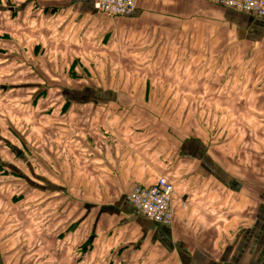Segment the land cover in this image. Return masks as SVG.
Masks as SVG:
<instances>
[{
	"label": "crops",
	"instance_id": "crops-1",
	"mask_svg": "<svg viewBox=\"0 0 264 264\" xmlns=\"http://www.w3.org/2000/svg\"><path fill=\"white\" fill-rule=\"evenodd\" d=\"M211 102L257 125L209 143ZM261 119L264 19L207 0H137L129 17L0 0V141L11 124L33 136L32 158L12 146L33 180H0V264H264ZM159 176L170 228L127 201Z\"/></svg>",
	"mask_w": 264,
	"mask_h": 264
},
{
	"label": "rangeland",
	"instance_id": "rangeland-1",
	"mask_svg": "<svg viewBox=\"0 0 264 264\" xmlns=\"http://www.w3.org/2000/svg\"><path fill=\"white\" fill-rule=\"evenodd\" d=\"M238 89L241 90V88H238ZM188 105L189 104L186 103L187 108H188ZM236 105L237 106H233L229 103L211 102L209 105V108L205 109V111H207V114L205 115L204 125H202V128L205 130L204 132H206L208 136L207 142L211 143V142L217 141V142L222 143L223 141L225 142V140H227V142L231 140L232 143H236L237 139L241 137L240 132L244 131L242 127H246L245 131L250 129L249 128L250 124L245 123L243 117H246L245 116L246 109L247 111L248 109L249 110H252V109L248 108L249 105L247 106L246 109H244L243 103L241 102ZM162 112H164L165 116L167 117H165V119L161 118L160 121L168 124L169 126H172V123L168 122L170 118V113L166 112V108L164 107L162 108ZM162 112H159V113H162ZM159 116H161V114ZM261 120L264 121V119H261ZM251 121H253V124H251L252 125L251 129H252V128H255V126L257 125L256 122H258V119H251ZM11 127L13 128V130H15V134L11 130H10V134H4L5 139L3 140L5 141L7 140V142H9L6 144L7 146H5V149L3 148L4 141L3 140L0 141V155H1L0 156V160H1L0 180L7 177V178H10L12 181H16L17 179L10 177V176L16 175V173H18V174L25 176L26 178L29 176L28 178L32 181L33 180L32 167H27L25 166L27 164H23L22 162L18 161V158H15L13 153L11 152L10 147L13 146L15 148H18L19 146L24 151H26L27 154L32 158L30 153H32V150H33V141H32L33 136L26 135L25 137L21 133H19L20 131L19 127H18V130L14 127L13 124H11ZM177 128L182 129L181 123L178 122ZM248 133L249 131H247V134ZM1 135L2 134H0V137ZM8 138H10L11 141H8ZM22 142L26 144L29 150L25 149ZM2 153H6V154L3 155L2 157ZM21 156L23 157L25 156L24 152H22ZM19 158L22 160V157H19ZM31 163H32V159H31ZM14 196H17V193H15ZM8 197H9V193L6 190H3L0 188V201L2 199L7 200Z\"/></svg>",
	"mask_w": 264,
	"mask_h": 264
},
{
	"label": "built area",
	"instance_id": "built-area-1",
	"mask_svg": "<svg viewBox=\"0 0 264 264\" xmlns=\"http://www.w3.org/2000/svg\"><path fill=\"white\" fill-rule=\"evenodd\" d=\"M107 16H131L136 0H83ZM223 8L248 13L264 19V0H208ZM173 187L165 177L157 178L151 186H135L127 200L146 220L170 227L174 222L171 208Z\"/></svg>",
	"mask_w": 264,
	"mask_h": 264
},
{
	"label": "water",
	"instance_id": "water-1",
	"mask_svg": "<svg viewBox=\"0 0 264 264\" xmlns=\"http://www.w3.org/2000/svg\"><path fill=\"white\" fill-rule=\"evenodd\" d=\"M11 150H12V152H13V154H14L15 156H18L19 153H20V152H17V150H16L15 148H12Z\"/></svg>",
	"mask_w": 264,
	"mask_h": 264
}]
</instances>
